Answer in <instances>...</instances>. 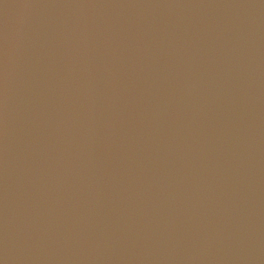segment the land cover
<instances>
[{
    "label": "water",
    "instance_id": "obj_1",
    "mask_svg": "<svg viewBox=\"0 0 264 264\" xmlns=\"http://www.w3.org/2000/svg\"><path fill=\"white\" fill-rule=\"evenodd\" d=\"M0 264H264V0H0Z\"/></svg>",
    "mask_w": 264,
    "mask_h": 264
}]
</instances>
